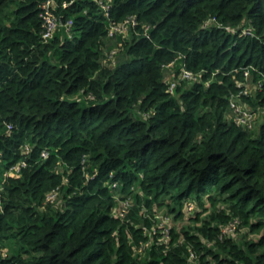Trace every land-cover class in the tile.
I'll use <instances>...</instances> for the list:
<instances>
[{
    "label": "trees",
    "instance_id": "trees-1",
    "mask_svg": "<svg viewBox=\"0 0 264 264\" xmlns=\"http://www.w3.org/2000/svg\"><path fill=\"white\" fill-rule=\"evenodd\" d=\"M43 1L0 0V264H184L187 245L200 264H264V115L252 130L225 117L243 68L264 74V0H55L45 41ZM263 98L241 101L259 110ZM126 198L167 199L174 221L191 202L172 230L185 242L137 254L136 224L113 212ZM234 218L245 232L219 239Z\"/></svg>",
    "mask_w": 264,
    "mask_h": 264
},
{
    "label": "rangeland",
    "instance_id": "rangeland-1",
    "mask_svg": "<svg viewBox=\"0 0 264 264\" xmlns=\"http://www.w3.org/2000/svg\"><path fill=\"white\" fill-rule=\"evenodd\" d=\"M246 68L257 71V68H255L253 65H248L246 66ZM171 73H172L171 71H168V70L165 71V79L169 82L171 81V78H172ZM260 78H261V75H260ZM182 82L180 81V83ZM206 82L208 81H205V83ZM246 84H249L251 86L252 85L251 80L248 79L246 81ZM259 111L261 112L262 110L256 111L257 120L259 118V114H258ZM5 178H17V177H7L6 176ZM169 203L170 201L166 199L164 201V204L163 202L158 203L154 201L151 205H144L140 203L136 207L135 204L133 206L131 199L129 200L126 198L124 200L119 201V206L113 210L114 217L118 218L120 222L129 220L130 225L136 224V227L138 229L137 234H133L131 229H127L126 235L128 236V243L134 246V248L136 249V253L139 254L140 256H144L147 248H150L153 245H155L156 248H158L162 252V254H164V253H168L169 250L177 243L182 244L183 242H185V237L182 235H179L177 237V241L173 242L172 230L173 228H176L177 230H179L182 224L188 225V223L191 222L190 218H193L191 217L193 216L192 206L194 205H192L191 202L184 203L183 209H182L184 212V215H182V219L174 221L173 214H172L173 212H170V209L166 207V205ZM149 206L151 207L148 208ZM133 208L137 209L136 211L137 217L140 216L142 220H145V222L143 221L139 222V220L135 222L132 219H129V218H133V215H132V210H134ZM228 211L229 210L227 209V212ZM213 214H214L213 209L209 207L206 211L200 212L199 217L209 219L211 216H213ZM235 220H238V219L237 218L231 219L228 222H226V224H224L226 225V227L230 226V228L228 232L220 230V234L218 236L219 239L229 238L227 234H229L233 230L232 225H230V223ZM140 226H144V227L140 228ZM242 232H245V231L241 227L237 228L234 234L232 235L233 236L232 238H236ZM200 238L203 239L204 243L206 242L203 236H200ZM252 238L256 239L257 235L251 234L249 235L247 239H252ZM214 246L216 245H214L213 243L212 247ZM187 248H189V250L186 255L187 257L185 258L186 261L183 263L184 264H200L199 255L195 251V249H192L190 245H187ZM198 252H201V251H198Z\"/></svg>",
    "mask_w": 264,
    "mask_h": 264
},
{
    "label": "built area",
    "instance_id": "built-area-1",
    "mask_svg": "<svg viewBox=\"0 0 264 264\" xmlns=\"http://www.w3.org/2000/svg\"><path fill=\"white\" fill-rule=\"evenodd\" d=\"M99 3L101 4V6H103L105 8V10H107V6H105V3L102 1H99ZM68 4L67 3H63V7H66ZM40 16L44 22V30L42 33V40L45 41L46 39L50 38L52 35L53 30L55 29L56 25H57V18H56V14L54 13L53 9L58 7L57 3L55 2V0H45L40 4ZM108 16V13H105ZM129 19H131V21H134L131 17H129ZM125 20L124 22H122L120 25L123 27H126L125 24L128 22V20ZM71 22L69 21L67 24H70ZM213 23V22H212ZM211 23V20H208L207 22H205L204 26H208ZM116 27H112L111 32L115 29L117 30H121L122 27H118V25H116ZM221 26V25H219ZM221 27H225V26H221ZM226 30L228 31H233V29L225 27ZM236 31V30H234ZM238 31V30H237ZM236 31V32H237ZM241 35H250L253 36V32H252V28H248V27H242L240 29ZM112 56V54H110V57ZM168 66H171V63L168 64ZM251 70L249 68H243V79L241 81H237L236 82V87H237V93H235L234 95H232L230 97L229 100V112L228 114L225 116L227 121H232L234 122L236 125L242 126L247 130H252L255 127L256 121H257V117H256V109H253L251 107V105H247L246 102L241 101V99H243L245 96H250L251 94L259 91L261 92V94H264V74L260 73V76L257 77H253L251 72ZM171 81L168 84V92L173 94L175 91V87H176V83H177V79L174 78L171 75ZM178 78L180 80H184L187 82H193L196 81L197 79V74L192 72L191 70H188L187 68L183 67L181 73L178 75ZM250 79L252 85L250 86L249 84H246V81ZM254 96H256L254 94ZM236 99L240 100L242 103H239ZM259 110H262L261 112L259 111L258 114H263L264 113V98H263V102L261 104V106L259 107ZM264 115V114H263ZM6 131H5V135L8 136L10 135L13 126L10 123L6 124ZM30 151V147L25 144L24 146H21V153L23 156H27L29 154ZM47 152L43 151L41 153L42 158H46L47 157ZM26 166V161L25 158L21 159L20 161H18L17 163L11 165L4 173V178L7 177H18L21 174V169L23 167ZM1 187H0V194H1ZM58 194L57 190H53L50 193L47 194L46 196V201L48 202H52L53 200L56 199V196ZM1 208V206H0ZM239 222L238 220H235L233 222L230 223V225H232L233 230L227 234V236H232L238 226ZM229 227H226V225H224V227H221L222 231H229Z\"/></svg>",
    "mask_w": 264,
    "mask_h": 264
}]
</instances>
